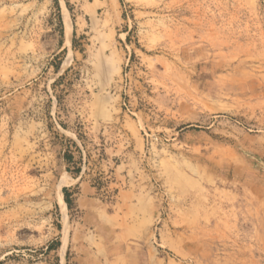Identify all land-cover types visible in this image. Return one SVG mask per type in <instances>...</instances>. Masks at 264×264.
Wrapping results in <instances>:
<instances>
[{
	"label": "rangeland",
	"instance_id": "374dc122",
	"mask_svg": "<svg viewBox=\"0 0 264 264\" xmlns=\"http://www.w3.org/2000/svg\"><path fill=\"white\" fill-rule=\"evenodd\" d=\"M92 226L111 263L264 264V0H0V264Z\"/></svg>",
	"mask_w": 264,
	"mask_h": 264
},
{
	"label": "crops",
	"instance_id": "0c3cea01",
	"mask_svg": "<svg viewBox=\"0 0 264 264\" xmlns=\"http://www.w3.org/2000/svg\"><path fill=\"white\" fill-rule=\"evenodd\" d=\"M106 214H102L99 209L91 204L88 212H86V224H90L91 221L96 220L99 221L100 217H104ZM94 226L88 228L85 232L84 236V251L80 256L81 259H84L86 263L82 264H166V263H128L125 258V251L117 246L114 253V260L116 263H111L110 253L106 255V248L101 249L98 245H96L97 241H99L98 236L94 233L96 230ZM103 259V260H102Z\"/></svg>",
	"mask_w": 264,
	"mask_h": 264
},
{
	"label": "trees",
	"instance_id": "16d2710c",
	"mask_svg": "<svg viewBox=\"0 0 264 264\" xmlns=\"http://www.w3.org/2000/svg\"><path fill=\"white\" fill-rule=\"evenodd\" d=\"M79 172H80V169H79V168H77V169L74 171V173H75L76 175H78Z\"/></svg>",
	"mask_w": 264,
	"mask_h": 264
},
{
	"label": "bare ground",
	"instance_id": "6f19581e",
	"mask_svg": "<svg viewBox=\"0 0 264 264\" xmlns=\"http://www.w3.org/2000/svg\"><path fill=\"white\" fill-rule=\"evenodd\" d=\"M61 203V206H62V208L64 209V204H63V202L61 201V202H59V204Z\"/></svg>",
	"mask_w": 264,
	"mask_h": 264
}]
</instances>
